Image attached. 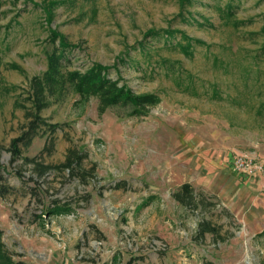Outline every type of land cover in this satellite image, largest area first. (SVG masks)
Masks as SVG:
<instances>
[{"label":"rangeland","instance_id":"rangeland-1","mask_svg":"<svg viewBox=\"0 0 264 264\" xmlns=\"http://www.w3.org/2000/svg\"><path fill=\"white\" fill-rule=\"evenodd\" d=\"M181 1L67 0L56 10L52 25L77 46L71 68L119 65L134 91L160 96L143 116L117 106L101 112L97 98L75 92L43 111L61 126L54 135L42 131L24 155L60 163L70 147L85 150L84 164L97 162L98 178L84 184L69 171L49 172L37 183L32 165L8 151L26 123L14 105L17 93L46 69L49 33L37 5L44 0H5L3 76L20 89L0 96V164L16 188L0 194V264H264V172L247 175L234 167L238 154L264 162V114L258 113L264 104V0H233L239 5L231 18L221 13L230 0H193L186 19ZM205 19L213 25L197 23ZM169 27L209 48L198 45L187 56L160 37L140 48L149 30ZM128 50L135 59L122 63ZM12 62L25 73L7 68ZM118 71L111 68L110 76ZM180 71L195 89L177 83ZM184 182L206 209L184 207L173 197ZM56 201L79 205L51 213ZM203 219L219 226L221 237L201 235Z\"/></svg>","mask_w":264,"mask_h":264},{"label":"trees","instance_id":"trees-1","mask_svg":"<svg viewBox=\"0 0 264 264\" xmlns=\"http://www.w3.org/2000/svg\"><path fill=\"white\" fill-rule=\"evenodd\" d=\"M193 0L181 1V13L180 17L186 19L187 5L192 3ZM5 0H0V8L3 6ZM67 3V0H44L40 6L44 13L46 23L45 27L48 29V38L46 40V46L44 48L47 67L40 73L31 77L28 88L23 89L17 93L20 89L16 84L8 83L3 76V68L5 62L3 58V44L0 39V96H8L12 93H17L16 101L14 105L16 108L25 112L26 123L22 133L13 138L8 151L12 154L13 160L23 159L27 164L32 165L33 178L31 180L39 183L40 179L47 176L49 172L57 171V173H63L69 171L76 176L80 182L88 184L90 181L97 180L98 178V163L92 162L91 167H87L84 162L89 157V153L85 150H81L78 147H70L68 149L66 158L60 163H48L38 156H26L24 150L31 147L35 139L42 135V131H46L51 135L60 128V123L50 122L43 115L45 109L50 108L53 104L63 102L66 97L71 93H78L81 97L89 98L95 97L99 101V109L101 112L106 111L110 107H122L129 109L130 116H143L148 114L150 109L160 101V96L156 92L152 93H137L134 91L119 74V65L111 66L104 65L102 63L95 62L86 70L78 68H71L73 60L70 52L77 46L73 45L67 36L59 30L57 26H53L52 23L56 17V10ZM239 3L235 4L233 0H230L224 8H221V13L224 17L231 18L235 16L238 10ZM201 25H213L208 19H205ZM247 23L243 20H237L236 24L240 25ZM0 26V30H1ZM264 33V25L263 30ZM163 38L165 46L176 45L187 56H191L198 45L209 48V45L202 39L195 38L189 35L187 32L181 29H174L169 27L167 29L156 30L151 29L145 35L144 40L139 42L140 48L143 51L146 50L148 44V38ZM173 39L175 42H173ZM147 54V52H145ZM120 59V57H119ZM127 59H135L130 54V51L124 52L121 59L122 63ZM164 67L168 70L172 69L174 72L175 67L168 61H164ZM7 68L18 70L22 73L23 68L17 63L7 64ZM115 68L118 71V77L113 78L110 76V69ZM172 73V71H170ZM190 76H184L183 72L177 74L176 81L185 90L192 91L195 89L191 84L185 85L187 78ZM185 85V86H184ZM260 115L264 114V104L261 103L258 110ZM0 194L2 197L8 196L10 193L16 191V188L7 184L8 168L0 164ZM20 177H24V173L17 171ZM36 175V176H35ZM121 187V185L117 186ZM37 195V194H36ZM173 197L184 207H196L206 209L204 198L196 192L195 187L190 182H184L174 192ZM78 203L68 201L62 203L56 201L50 208L51 213L54 211H70ZM219 226L212 224L211 220L203 219L199 224V233L205 235L210 232L213 235L221 237V231ZM1 232V230H0ZM264 232V231H263ZM133 260H130L128 264H132ZM10 264H28L26 262L17 261Z\"/></svg>","mask_w":264,"mask_h":264},{"label":"built area","instance_id":"built-area-1","mask_svg":"<svg viewBox=\"0 0 264 264\" xmlns=\"http://www.w3.org/2000/svg\"><path fill=\"white\" fill-rule=\"evenodd\" d=\"M234 167L237 171L247 175H257L264 172V162L250 154H238L235 156Z\"/></svg>","mask_w":264,"mask_h":264}]
</instances>
